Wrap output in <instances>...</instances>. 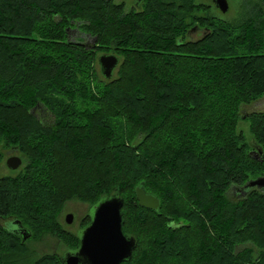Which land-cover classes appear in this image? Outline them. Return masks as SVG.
Wrapping results in <instances>:
<instances>
[{
    "label": "trees",
    "instance_id": "1",
    "mask_svg": "<svg viewBox=\"0 0 264 264\" xmlns=\"http://www.w3.org/2000/svg\"><path fill=\"white\" fill-rule=\"evenodd\" d=\"M207 10L193 0H142L126 14L115 0H0V146L28 162L0 178V219L31 233L23 241L0 226V264H62L27 242L50 234L76 250L78 235L59 222L65 204L91 207L115 190L136 239L123 264L251 263L241 245L264 247V191H229L264 173V112L249 118L259 160L236 133L240 106L264 96V21L258 11L234 26ZM72 26L93 45L70 40ZM102 48L120 58L117 77L94 85ZM41 106L55 130L32 114ZM142 183L158 212L139 205Z\"/></svg>",
    "mask_w": 264,
    "mask_h": 264
},
{
    "label": "water",
    "instance_id": "2",
    "mask_svg": "<svg viewBox=\"0 0 264 264\" xmlns=\"http://www.w3.org/2000/svg\"><path fill=\"white\" fill-rule=\"evenodd\" d=\"M214 1L222 12L228 11V0ZM141 3L142 0H136L138 8L141 7ZM98 63L103 77L111 80L119 66L120 59L113 54L102 55L99 57ZM262 153L260 149L257 153L259 158ZM7 166L12 171H16L22 166V159L14 156L7 161ZM254 188L264 190V176L249 181L240 190L249 191ZM135 194L141 207L159 211L160 200L155 195L146 192L143 183L135 189ZM123 206L124 200L117 190L112 196L103 197L91 206L89 213L91 222L78 234L80 246L76 250L64 254L61 258L62 264H123L128 262L136 248V239L125 235L123 232ZM68 219L71 222L72 216ZM12 224L15 228L9 229L10 232L22 236L23 241L31 237V233L20 221L14 220Z\"/></svg>",
    "mask_w": 264,
    "mask_h": 264
},
{
    "label": "rangeland",
    "instance_id": "3",
    "mask_svg": "<svg viewBox=\"0 0 264 264\" xmlns=\"http://www.w3.org/2000/svg\"><path fill=\"white\" fill-rule=\"evenodd\" d=\"M164 1H168V2H177L179 3L180 0H164ZM195 5H205L208 7V15L210 17L216 18L217 20H221L227 23H231L234 26H240L241 24H243V22L246 21V19L251 18L253 16H256L258 14V11L260 13L261 11V15L256 17L255 20H262L264 21V2L262 0H228V4H229V9L226 13L222 12L215 4L214 0H193ZM116 4H122L124 5V13H129L132 10H138L139 8L137 7L136 4V0H115ZM140 11V10H139ZM69 32V37L70 40L72 41H80L82 44L84 45H93V40L91 39H87L85 37V35H83V33L80 32L79 28L77 26H72L71 29H68ZM195 30V29H194ZM197 33H193L191 34V39H199L200 36L202 35L201 32H198L197 30H195ZM199 33V34H198ZM201 34V35H200ZM106 48H102L100 53L98 54V59L100 56L102 55H115L112 51H106ZM98 59L96 62V72H97V79L95 78V82L94 85L101 82V83H106L107 81H109V79H106L105 77H103L102 72H101V67L99 66L98 63ZM120 59V58H119ZM117 69L115 70L113 79L117 77ZM97 80V81H96ZM260 112H264V96L260 97L258 99H256L255 101H253L251 104H245L240 106L239 109V121L237 123L236 126V133L238 135H241V137L244 138V143L249 145V155L252 153V151H256V153H258V148H259V144L255 141V138L251 132V124L249 121L250 116L252 115V113H260ZM32 114L39 119L40 124L43 128L46 129H51V130H55L56 129V125L54 124L55 122V117L54 115L48 110L41 107H35L34 111H32ZM1 148V152L3 154V158L2 161H0V178L1 177H7V176H17L22 169H24L26 167V165L28 164L27 159L25 157L24 154L22 153H17L16 156L20 157L22 159V167H20L18 170L16 171H12L11 169H9V167L7 166V160L13 155V150L10 149L11 147L9 146H0ZM262 156V155H261ZM256 160H259V157H254ZM253 158V159H254ZM263 163V162H262ZM263 174H260L258 176H254V177H250V179L248 180H255L260 176H263ZM260 191H264V190H260ZM241 191L239 192V189L232 187L229 191V196L231 198H233V200H237L240 198H243L244 196L247 195V193H243L240 194ZM237 194H240L239 197L237 196ZM71 205H66L64 209L69 213L75 212L77 213L78 216H80V218L82 219L83 222V218L89 213V204H82L81 202H79L78 200H72ZM71 202V201H70ZM68 202V203H70ZM91 208V207H90ZM64 209L62 210L61 214L59 215V219L61 218V215L64 216ZM6 221V220H4ZM7 221H12V220H7ZM3 223V222H2ZM9 223V222H8ZM80 222L78 224L74 223L70 226V227H66L62 224V227L69 233H77L78 234V230L80 229L81 231V227H80ZM5 227H7L8 229H12L10 225H8L7 223L4 224ZM45 236V235H44ZM43 237V236H42ZM41 237V238H42ZM47 237V236H46ZM54 241L56 242V240L54 239ZM57 243V242H56ZM63 243V242H62ZM67 248H70V246L66 245L65 243H63ZM59 246H61L58 243ZM27 246L29 247L30 250H32L33 256L34 257H38L40 255H42L43 253H50L52 252L50 249H46L43 246L42 242H38V239H36L35 237L31 238L30 241L27 242ZM66 247H64L62 245V249H66ZM241 248H245V250H247V252L251 253L252 259H251V263L250 264H259V260L261 258L262 253H264V247H259L256 245V243L254 242H248V243H244L243 245H241ZM67 250V249H66ZM209 259V258H208ZM206 257L201 256L200 260L203 262L204 260H208Z\"/></svg>",
    "mask_w": 264,
    "mask_h": 264
},
{
    "label": "flooded vegetation",
    "instance_id": "4",
    "mask_svg": "<svg viewBox=\"0 0 264 264\" xmlns=\"http://www.w3.org/2000/svg\"><path fill=\"white\" fill-rule=\"evenodd\" d=\"M88 39H90V38H88ZM257 150H259V149H257ZM18 153V151L16 150V151H13V155L10 157V158H12V157H14V156H16V154ZM252 156L253 157H258V155H257V153H256V151H252ZM9 158V159H10ZM20 158V157H19ZM8 159V160H9ZM7 160V161H8ZM23 163V162H22ZM7 164V163H6ZM264 176V175H263ZM261 177V176H260ZM238 189V188H237ZM241 191V193L240 194H242V192L244 193H249V191H247V190H244V191H242V190H239V192ZM72 203H75L74 201L72 202H70V203H66V205H71ZM82 204H84V203H82ZM90 211H91V208L89 207V213H90ZM89 213L83 218V222H82V219L80 218V216H78L77 215V213H75V212H73L72 211V213H68L65 209H64V216H62L61 215V218L59 219V222H60V224L62 225H64V226H66V227H70L73 223H74V220H75V223L76 224H78L79 222H80V227H81V230L82 229H84L87 225H85L84 223H85V220H87V218H88V216H89ZM70 216H72V221L71 222H69V217ZM3 222V223H2ZM9 222V224L8 225H10L11 226V228L12 229H14L15 228V226L12 224V221H4V220H1L0 219V226H4V224L5 223H8ZM79 232H80V229L78 230V234H79ZM74 235H78L77 233H73ZM47 236V237H46ZM54 239L56 240V242L54 241ZM38 242H42L43 243V246L42 247H45L47 250L48 249H50L52 252H50V253H43L42 255H44V254H50V255H56V256H58L59 258H60V260H61V258L63 257V255L64 254H66L67 252H69V251H71V250H73V247L72 246H70V248H67L63 243H62V241L61 240H59L57 237H55V236H52V235H50V234H46L45 236H43ZM80 242V241H79ZM58 243L61 245V246H59L58 245ZM62 245L64 246V247H66V249L64 250V249H62ZM80 245V244H79ZM42 255H40V256H42Z\"/></svg>",
    "mask_w": 264,
    "mask_h": 264
}]
</instances>
